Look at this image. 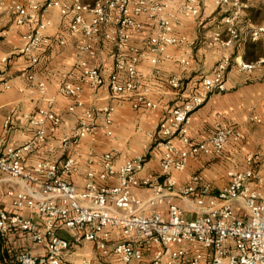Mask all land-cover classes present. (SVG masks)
Here are the masks:
<instances>
[{
    "label": "built area",
    "instance_id": "built-area-1",
    "mask_svg": "<svg viewBox=\"0 0 264 264\" xmlns=\"http://www.w3.org/2000/svg\"><path fill=\"white\" fill-rule=\"evenodd\" d=\"M212 1L222 10V27L213 32L212 43L234 47L262 42L264 46V24L240 26L242 15L251 7L248 0ZM206 4L207 0H0V13L10 7L15 23L31 27L22 34L19 52L30 61L28 79L43 96L46 84L35 81L33 70L40 60L38 50L53 42L64 45L68 37L79 36L76 48L80 78L75 81L66 75L59 87L60 93L72 99L69 111L84 106L86 84L94 88L107 85L118 95L131 94L135 109H154L158 103L148 99L151 88L144 84L139 70L145 49L153 53L152 79L162 75V62L175 58L170 48L184 50L176 61L186 70L191 63L186 49L194 42L178 28L186 17L198 19ZM54 9L64 17L71 15L67 38L54 40L47 35L54 25ZM145 30L150 34L141 39L142 45L134 42L135 36ZM102 45L113 49L114 66L108 77L98 64L90 62L99 56ZM232 65L251 74L264 67V56L246 60L241 54H224L212 72L203 76L196 92L171 107L152 135L160 148V173L141 176L145 155L116 164L112 151L105 152L100 169L88 170L83 190L66 178L76 167L74 156L63 162L38 160L29 168L30 155L47 141L46 122L52 123V131L61 124V117L53 110L55 96L31 116L37 129L25 142L3 147L0 141V172L6 178L35 185V191L23 187L9 191L14 211L0 205V237L19 229L34 244L45 247L40 254L20 251L15 264H264V193L254 184L256 179L261 181L257 164L264 161V150L248 154L244 169H230L228 182L217 192L201 173L191 175L185 184H178L174 176V171L185 170L192 156H220L228 143L243 139L242 127L222 123L203 141H194L190 134L193 113L213 94L227 91ZM165 82L180 90L184 78L175 73ZM115 109L113 104L88 108L73 130L62 137L63 147L68 150L97 130L112 136ZM251 117L262 121L257 114ZM100 119L103 124H99ZM10 120L5 123L8 128ZM88 161L92 164L93 156ZM112 177L117 179L115 184L98 181ZM139 187L151 193L142 196L135 191ZM25 208L40 213L42 221L22 215ZM190 212L196 215L189 218ZM61 230L70 237L62 235ZM114 230L121 233L118 241L113 238ZM90 243L99 262L86 256L73 259L75 250Z\"/></svg>",
    "mask_w": 264,
    "mask_h": 264
},
{
    "label": "crops",
    "instance_id": "crops-1",
    "mask_svg": "<svg viewBox=\"0 0 264 264\" xmlns=\"http://www.w3.org/2000/svg\"><path fill=\"white\" fill-rule=\"evenodd\" d=\"M94 3L97 0H81ZM252 7V4H251ZM246 11L240 20L241 28H248L252 24H260L250 15V9ZM54 25L47 30V35L54 40L67 38L71 15L64 17L58 9L51 13ZM146 21V20H145ZM222 27V10L212 0H207L201 12V16L186 17L182 26L178 28L181 34H186L194 42L191 48H187L190 57V65L186 70L182 69L176 61V56L184 55V50L170 48L174 59L161 63L162 75L152 79L153 66L151 59L153 53L146 48L145 56L139 64L145 85L151 88L148 99L158 103V107L135 109L133 98L129 93L120 95L112 93L107 85L94 88L89 84L84 85L82 94L83 107L75 111H69L72 99L60 93V85L63 77L71 76L73 80H79L81 72L78 65L76 43L79 36L68 37L64 45L53 42L50 46H44L38 50L39 62L34 66L35 81L45 82L47 92L45 96L28 79L26 71L30 68L28 58L19 52L23 46L22 34L30 30L28 25H19L14 22V15L10 7L0 13V141L3 147L7 145L20 146L36 131L37 126L31 123L30 118L41 107H46L47 99L55 96L53 110L61 117V124L51 130L52 123L46 122L47 141L30 155L28 167L31 168L38 160H51L63 162L67 157L74 156L76 167L72 173L66 176L70 183L83 190L88 170L100 169L105 152L112 151L115 154L116 164H121L127 159L138 154L146 156V164L139 174L160 173V148L157 145V137H153L160 121L168 114L171 107L181 104L200 87L204 75L210 74L215 64L224 54H232L233 57L242 55L246 60H253L264 56L262 42L236 44L234 47H225L220 43H212L213 32ZM150 34L149 30L135 36L134 42L142 45V40ZM112 47L102 45L99 56L90 59L92 64H98L109 76L114 66ZM246 55V56H245ZM4 58H8L4 61ZM227 76V91L213 94L204 106L197 109L192 115L191 136L194 141H203L214 132L218 124L227 126H240L244 137L238 143L230 142L226 145L222 155L202 153L190 158L189 164L183 171H174L178 184H185L189 177L196 173L204 175L214 185V191L222 189L228 182V171L232 168L244 169L245 158L250 153L264 150V67L257 68L251 74L240 71L232 65ZM181 74L184 78L183 87L174 90L167 85L165 78L171 74ZM113 104L115 112L111 129L112 136L104 130H97L78 145H72L66 150L62 145V137L70 133L78 124V120L84 117L88 108L100 109L105 105ZM257 114L262 118L261 122L251 120V116ZM11 118V127L6 126V120ZM99 124L103 121L98 120ZM145 132H150L151 135ZM93 156L94 162L89 163ZM259 169V177L254 181L264 193V161ZM101 184H115L117 179L112 177L100 181ZM25 188L35 191L33 183H24L15 179L6 178L0 172V205L3 208L14 211L12 207L13 197L10 190L20 191ZM136 193L148 196L150 189L138 188ZM25 217L36 222H41V214L30 209H22L20 212ZM196 212L188 213V217H194ZM65 237H70L64 230L60 231ZM113 238L118 241L121 238L119 230L113 231ZM27 249L35 254L45 251V247L33 243L19 229H12L4 237H0V264H15L16 255ZM73 259L84 256L99 262L93 243L75 250Z\"/></svg>",
    "mask_w": 264,
    "mask_h": 264
},
{
    "label": "rangeland",
    "instance_id": "rangeland-1",
    "mask_svg": "<svg viewBox=\"0 0 264 264\" xmlns=\"http://www.w3.org/2000/svg\"><path fill=\"white\" fill-rule=\"evenodd\" d=\"M252 7L250 9V16L254 19L258 20L260 24H264V0H248ZM262 163H258L257 167L258 169H262L261 167Z\"/></svg>",
    "mask_w": 264,
    "mask_h": 264
},
{
    "label": "trees",
    "instance_id": "trees-1",
    "mask_svg": "<svg viewBox=\"0 0 264 264\" xmlns=\"http://www.w3.org/2000/svg\"><path fill=\"white\" fill-rule=\"evenodd\" d=\"M251 43L253 44L254 42H248V43H246V44L249 45V44H251ZM245 56H246V55H245Z\"/></svg>",
    "mask_w": 264,
    "mask_h": 264
}]
</instances>
